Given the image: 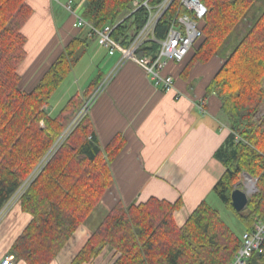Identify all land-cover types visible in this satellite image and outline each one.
<instances>
[{
	"label": "trees",
	"instance_id": "1",
	"mask_svg": "<svg viewBox=\"0 0 264 264\" xmlns=\"http://www.w3.org/2000/svg\"><path fill=\"white\" fill-rule=\"evenodd\" d=\"M85 1L82 17L97 28L117 25L113 37L122 45L129 44L143 26V10L130 16L133 0ZM202 2L208 8L203 37L183 72L189 75L214 56L224 60L206 89V95L215 94L221 101L231 131L218 152L226 172L213 192L250 231L256 220L264 219V114L257 120L264 108V0ZM33 12L27 0H0V212L82 105L75 93L55 116L45 111L87 54L86 35L73 37L33 88L21 87L18 70L27 55L22 28ZM167 22L165 18L159 24L158 37H163ZM146 52L141 51L139 58L144 59ZM93 80L90 86L102 78L98 74ZM119 136L103 149L89 116L75 126L19 198L20 211L31 220L13 244L16 258L26 264L56 260L110 191ZM243 173L257 180L258 194L246 213H237L231 194ZM181 207V201L172 204L156 198L139 205L117 203L70 264H93L105 252L112 254L111 264H230L242 238L225 224L220 212L203 202L179 227L175 213ZM248 264H264V252L254 254Z\"/></svg>",
	"mask_w": 264,
	"mask_h": 264
},
{
	"label": "crops",
	"instance_id": "2",
	"mask_svg": "<svg viewBox=\"0 0 264 264\" xmlns=\"http://www.w3.org/2000/svg\"><path fill=\"white\" fill-rule=\"evenodd\" d=\"M69 1L74 2L78 10L87 6L85 0H27L34 12L22 28L27 55L18 70L25 91L37 82L33 77L38 71L44 69V72L57 58L56 53L48 52L58 33L59 20L54 12L60 15L59 10ZM62 21L65 29H72L69 15ZM80 33L72 29L70 34L62 31L61 35L67 44ZM95 46L90 45L87 52H93L89 57L91 64L99 59V49ZM222 64L219 57L212 58L206 65L197 64L185 82L179 78L182 64L171 65L166 73L172 74L176 83L169 92L155 88L147 73L136 64L128 62L123 66L110 85L109 93L99 103L110 104L109 114L104 108L101 110L100 105L94 113L96 131L104 144L117 135L127 141V146L112 160L113 185L95 212L108 214L119 202L130 206L146 203L151 198L172 204L181 201L175 221L183 227L203 202L211 205L210 200L216 196L213 189L226 172L218 152L225 148L231 134L221 112V101L215 94L206 95L207 86ZM200 103H204L206 114L200 111ZM223 124L226 128L221 126ZM18 208L4 214L0 212V261L8 255L16 258L11 253L13 244L31 220ZM90 222L88 220L74 233L52 264L71 263L101 223ZM16 259L17 264H26L19 257ZM112 259V254L105 252L94 264H111Z\"/></svg>",
	"mask_w": 264,
	"mask_h": 264
},
{
	"label": "built area",
	"instance_id": "3",
	"mask_svg": "<svg viewBox=\"0 0 264 264\" xmlns=\"http://www.w3.org/2000/svg\"><path fill=\"white\" fill-rule=\"evenodd\" d=\"M64 7L73 15L76 29L87 30L88 37L105 49L109 57L120 56L116 69L133 62L147 73L155 88L164 92L174 89L176 83V78L166 73V70L171 65L186 61L203 37L202 24L208 13L202 0H133L130 16L143 10L144 23L129 44L122 45L113 37L117 25L97 28L81 14L72 11L73 2L70 1ZM165 18L168 19L165 33L163 37H158V26ZM145 50L144 59L139 58L138 54ZM236 141H239L237 136ZM29 184L25 183V186ZM23 192L22 188L12 199L18 201ZM263 245L264 219H259L253 223L250 231L244 232L241 247L230 264H248L254 254L264 252ZM0 264H17V261L8 255L1 259Z\"/></svg>",
	"mask_w": 264,
	"mask_h": 264
},
{
	"label": "rangeland",
	"instance_id": "4",
	"mask_svg": "<svg viewBox=\"0 0 264 264\" xmlns=\"http://www.w3.org/2000/svg\"><path fill=\"white\" fill-rule=\"evenodd\" d=\"M81 9H84V8L82 7ZM59 11H60V15L57 11L54 12V14L56 16V17L55 16L54 17L57 19V16H58L57 20H59V23L57 24L58 33L56 35V39L54 40V43L50 46V50L48 51V52H52L54 54L56 53V56H59V54L64 50L66 45H68V43L65 44V40L63 38V35H61L62 31L63 32L67 31V33L70 34V31H72V29L78 30L73 25L74 24L73 15H71L65 7H63V10H59ZM72 11L75 12L76 14L82 13V10H80V9L78 10L75 8L74 2H73ZM68 15L72 19V29L70 27H67L65 29V27L63 26L64 22L62 20H65ZM79 35H81L82 37L86 35V37L89 39V41L87 43L88 44L87 51H88L90 45H96L95 47L97 49H99V55H98L99 59L96 60V64L93 63L95 65L91 64L89 57H91V54L93 52L89 51V54H86L83 57V59L80 61V63L76 66L74 72H72V74H70V76L65 80V82L60 87V89L53 96L51 103H50V106L47 107L45 109V111L48 114L55 116L56 114L59 113V111L64 107V105L68 102V100L71 98V96L74 95L75 93H77L79 95V100H80V102L82 101V105L80 106L78 111L71 117L65 131L58 137V139L56 140L52 149L46 154V156L42 159L41 163L37 166V168L33 171V173L23 183H32L36 179V177L44 169V167L46 166V164L48 163L50 158L54 155V153L60 147V145L66 140V138L72 133L75 126L84 117L89 116L91 118L92 123L94 125V128L96 130V126H95V122H94V120H95L94 119V113L96 114L97 110L99 109V105L102 106L101 110L104 108L103 110L105 111V113L109 114V111H110L109 105L110 104L109 105H103V104L101 105L99 103L103 100L102 99L103 96L105 94L109 93L110 85L112 84L113 80L117 77V75L120 73V71L123 68V67H118L116 69L114 67L108 74H106L108 72V69L110 68L109 66L111 64L114 65V61L115 60L117 61V57L119 55H116L114 57H109L107 55V52L105 51V49L101 48L94 40H92L91 38L88 37V31L87 30H82V32ZM195 52H196V49H195V51L192 52V54L188 58V60H186L184 63H182V65L180 67L181 74H180L179 78L183 79L182 80L183 82L187 81L188 77H189V75L184 74L183 71L188 66V64L191 61L193 54ZM213 58H215V56ZM119 60H120V58H119ZM50 63L51 62H49L48 65ZM202 65H204V64H202ZM137 67H139V66L137 65ZM140 69H142V68H140ZM43 70L44 69H42L41 71L39 70L38 71L39 74L37 76L33 77V80L36 78L38 80L39 79L38 76H40V74L43 73ZM98 74L102 78V80L100 82L101 84L99 83L100 84L99 85V84L95 83L93 86H90L92 84L91 82L94 81L93 79H95ZM192 86H194V85H192ZM199 109L203 114H206L204 103H200ZM263 114H264V108L257 115V120L262 118ZM106 118H107V115H106ZM227 123H228V121H227ZM221 126L226 128L225 124H223ZM102 135L104 136L105 134L103 133ZM114 138L109 140L106 144H104L100 140V143H101L103 149H105L108 146V144L114 140ZM116 146L119 147V148H117L118 150H116L117 155L120 154L122 152V150L127 146V141L122 135H120L119 138H117V145ZM117 155H115V157ZM25 187L27 188V186H25V184H24L21 187V189L23 188V190L25 191V189H26ZM236 188H239L242 191L246 192L249 196V201L252 200L256 194H258L257 180L252 178V177L251 178L248 177L247 174H245V173H243L240 176L239 181L234 185V190ZM19 191H18V193H19ZM214 197L215 198H212L210 200L211 203L210 202L209 203L211 204V206L213 208H215L216 210H218L220 212L222 220L225 222V224L233 231V233L239 239H241L244 232L246 231V227L244 226L243 222L240 220L238 214H236L232 209H230L227 205H225L223 202H221L216 196H214ZM16 201H17V199H12V201L10 203L8 202L7 205L4 207V209L5 208H7V209H5L1 212H3V214H4V212L7 210L12 211L13 208L18 206L17 203H18L19 199L17 202ZM18 210H19V208H18ZM246 212H247V208L245 209L244 213H246ZM106 214L107 213H104L103 211L95 212L89 218V221H91L90 223L101 222L99 220H103L104 217L106 216ZM100 264H101V262H100Z\"/></svg>",
	"mask_w": 264,
	"mask_h": 264
},
{
	"label": "water",
	"instance_id": "5",
	"mask_svg": "<svg viewBox=\"0 0 264 264\" xmlns=\"http://www.w3.org/2000/svg\"><path fill=\"white\" fill-rule=\"evenodd\" d=\"M250 177L249 175H247ZM251 178V177H250ZM249 203V196L246 192L236 188L231 194V204L237 213L245 211Z\"/></svg>",
	"mask_w": 264,
	"mask_h": 264
}]
</instances>
